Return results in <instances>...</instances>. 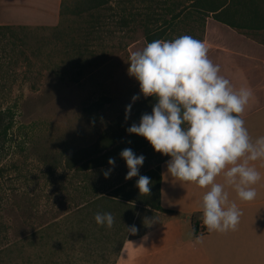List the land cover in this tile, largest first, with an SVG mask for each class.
I'll use <instances>...</instances> for the list:
<instances>
[{
	"label": "rangeland",
	"instance_id": "rangeland-1",
	"mask_svg": "<svg viewBox=\"0 0 264 264\" xmlns=\"http://www.w3.org/2000/svg\"><path fill=\"white\" fill-rule=\"evenodd\" d=\"M157 3L111 0L82 9L80 0H66L56 25L29 24L6 36L0 29V264H114L122 241L149 227L156 208L139 192L137 177L117 178L125 177V160L109 182L95 169L74 175L67 155L91 148L139 93L128 59L146 44L140 14ZM12 13L24 12L0 10V16ZM258 35L264 38V31ZM100 97L108 101L94 119L84 106ZM144 98L132 102L142 107L139 114L151 111ZM139 114L128 123L138 122ZM136 153L145 156L139 172L147 176L167 155L150 142ZM121 183L136 198L130 220L122 216L128 208L119 202ZM97 185H106L109 195L90 203ZM97 211L111 212L113 225L97 224ZM133 224L137 231L128 232Z\"/></svg>",
	"mask_w": 264,
	"mask_h": 264
},
{
	"label": "clouds",
	"instance_id": "clouds-1",
	"mask_svg": "<svg viewBox=\"0 0 264 264\" xmlns=\"http://www.w3.org/2000/svg\"><path fill=\"white\" fill-rule=\"evenodd\" d=\"M207 51L190 34L154 39L131 51L127 71L139 82L140 91L125 105V119L141 94L154 97L155 102L126 131L144 136L154 150L168 155L169 176L207 188L200 206L203 224L209 231L223 232L235 229L241 215L236 202L229 201L225 185H231L241 200L256 196L253 185L261 174L249 161L264 158V135L253 140L241 115L254 98L252 89L234 88ZM119 155L128 169L125 179L136 176L139 192L150 193L151 178L139 172L144 154L124 147ZM108 164L114 166L115 158L109 157ZM112 170L104 169L103 175L109 176ZM221 174L223 183L216 180ZM94 219L106 227L114 223L108 211H97ZM127 228L137 231L134 224Z\"/></svg>",
	"mask_w": 264,
	"mask_h": 264
},
{
	"label": "crops",
	"instance_id": "crops-1",
	"mask_svg": "<svg viewBox=\"0 0 264 264\" xmlns=\"http://www.w3.org/2000/svg\"><path fill=\"white\" fill-rule=\"evenodd\" d=\"M61 2L0 0V10L24 12L0 16V23L56 25L61 19ZM260 31L264 28L233 26L211 12L201 39L208 57L220 65V74L234 88L252 89L254 98L241 115L253 140L264 135V38L259 37ZM168 158L166 155L156 161L161 168L162 206L154 209L153 217L157 219L152 217L144 232L125 238L115 264H264V158L249 161L261 174L253 185L256 189L253 199L241 200L231 185H225L229 201H235L241 209L237 227L201 234L193 231L192 216L201 211L207 188L169 176L165 163ZM216 180L223 183V175H218Z\"/></svg>",
	"mask_w": 264,
	"mask_h": 264
},
{
	"label": "trees",
	"instance_id": "trees-1",
	"mask_svg": "<svg viewBox=\"0 0 264 264\" xmlns=\"http://www.w3.org/2000/svg\"><path fill=\"white\" fill-rule=\"evenodd\" d=\"M110 1L111 0H80V3L81 7H83L82 9H94ZM65 2L66 0H62L61 2V15L64 12ZM211 12H213L216 18L239 28H264V0H159V3L151 7L146 14H140V23L144 27V36L147 42L154 39L170 40L181 34H190L201 40L204 36L207 16ZM127 19L128 18L124 19L125 23H128ZM30 26L29 24L0 23V29H5V36L7 31L15 33L18 28L25 29ZM107 99L106 97H100L94 100L92 103L84 106L85 112L94 117V119H98L100 110L104 107L106 101H108ZM146 102H152V105L155 102V98L147 96L144 98L143 103L146 104ZM143 103L138 101L135 104L140 105ZM141 110V106L132 107L128 119H130L131 115L139 114ZM135 117L137 118L138 116ZM128 119H125V109H123L117 118L112 119L108 123L107 127L102 131L91 148H79L68 153L67 166L73 171L74 175L80 174L82 171H87L88 169H95L103 175L104 169L112 167L113 170L109 176L105 177L103 175V177L110 182L114 169L118 164L124 161L119 155L121 149L130 147L135 152L137 147L149 142L147 139L138 142L135 137L136 133H129L128 136H125L127 132L126 127L130 125ZM109 157L115 158L114 166L108 164ZM150 174L151 191L150 193H146V195L149 196L150 205L154 208L161 209L160 165H158L155 170H151ZM117 178L125 179V177L122 178L120 174ZM122 184L123 183L116 185V187L122 189L121 192H119V197H121L119 202L128 208L126 214L122 216L130 220L132 216L131 214L129 215V212L136 198L134 197L135 194L130 191V188L123 187ZM107 190L108 187L106 185L95 186L93 191H89L91 195L88 197L87 201L92 203L105 200L109 195ZM201 223L202 211L195 212L192 216V228L196 234L205 232L201 230V227L204 228L206 226H201ZM124 241L125 239L119 246L118 253Z\"/></svg>",
	"mask_w": 264,
	"mask_h": 264
},
{
	"label": "built area",
	"instance_id": "built-area-1",
	"mask_svg": "<svg viewBox=\"0 0 264 264\" xmlns=\"http://www.w3.org/2000/svg\"><path fill=\"white\" fill-rule=\"evenodd\" d=\"M202 225H204V224H203V218H202V223H201V226H202ZM201 230L206 232L208 229H207V227H204V228H203V227H201Z\"/></svg>",
	"mask_w": 264,
	"mask_h": 264
}]
</instances>
